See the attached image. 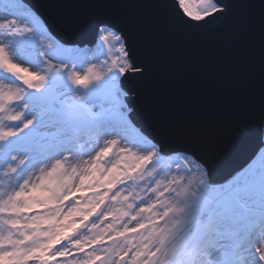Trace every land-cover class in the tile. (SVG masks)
<instances>
[{
	"label": "snow or ice",
	"instance_id": "6c2138e0",
	"mask_svg": "<svg viewBox=\"0 0 264 264\" xmlns=\"http://www.w3.org/2000/svg\"><path fill=\"white\" fill-rule=\"evenodd\" d=\"M86 5L87 43L57 38L26 0H0V264H264L236 206L264 192V0ZM259 38V81L181 102L172 52ZM262 138L216 182L209 134Z\"/></svg>",
	"mask_w": 264,
	"mask_h": 264
},
{
	"label": "water",
	"instance_id": "95a60500",
	"mask_svg": "<svg viewBox=\"0 0 264 264\" xmlns=\"http://www.w3.org/2000/svg\"><path fill=\"white\" fill-rule=\"evenodd\" d=\"M38 16L57 38L74 39L78 46L93 47L87 43V19L89 10L86 5L91 0H26ZM128 10L134 14H144L147 10L137 5L142 0H126ZM175 65L173 83L178 99L191 100L201 106L217 90L225 89L236 78H253L259 81V38L254 39L250 47L246 46L239 55L226 49V46L213 38L176 48L172 52ZM259 115L249 123L245 131L228 121L216 125L209 134V145L219 160L214 176L216 182L226 180L242 169L261 137L256 130Z\"/></svg>",
	"mask_w": 264,
	"mask_h": 264
},
{
	"label": "rangeland",
	"instance_id": "374dc122",
	"mask_svg": "<svg viewBox=\"0 0 264 264\" xmlns=\"http://www.w3.org/2000/svg\"><path fill=\"white\" fill-rule=\"evenodd\" d=\"M78 47H89V46H78ZM236 210L240 214L241 225L244 229L245 236L251 237L255 235L256 232L252 234L253 226L258 222V216L264 214V192L258 190L256 192H251V193L249 192L242 193L240 200L236 206ZM259 228H264V221Z\"/></svg>",
	"mask_w": 264,
	"mask_h": 264
},
{
	"label": "trees",
	"instance_id": "16d2710c",
	"mask_svg": "<svg viewBox=\"0 0 264 264\" xmlns=\"http://www.w3.org/2000/svg\"><path fill=\"white\" fill-rule=\"evenodd\" d=\"M263 221H264V214L258 216V222L253 226L252 234H254L256 232V230L260 227V225H262Z\"/></svg>",
	"mask_w": 264,
	"mask_h": 264
}]
</instances>
